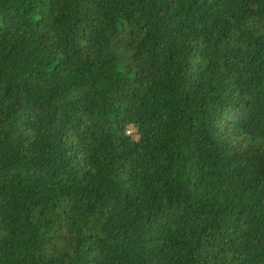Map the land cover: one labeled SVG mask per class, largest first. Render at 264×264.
<instances>
[{"label": "trees", "instance_id": "16d2710c", "mask_svg": "<svg viewBox=\"0 0 264 264\" xmlns=\"http://www.w3.org/2000/svg\"><path fill=\"white\" fill-rule=\"evenodd\" d=\"M0 264H264V0H0Z\"/></svg>", "mask_w": 264, "mask_h": 264}]
</instances>
